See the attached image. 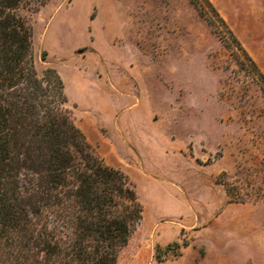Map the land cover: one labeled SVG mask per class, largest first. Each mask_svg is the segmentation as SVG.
Instances as JSON below:
<instances>
[{
  "label": "rangeland",
  "instance_id": "374dc122",
  "mask_svg": "<svg viewBox=\"0 0 264 264\" xmlns=\"http://www.w3.org/2000/svg\"><path fill=\"white\" fill-rule=\"evenodd\" d=\"M17 14L45 92L53 68L143 207L117 264H264V84L229 33L264 75V0H26Z\"/></svg>",
  "mask_w": 264,
  "mask_h": 264
},
{
  "label": "trees",
  "instance_id": "16d2710c",
  "mask_svg": "<svg viewBox=\"0 0 264 264\" xmlns=\"http://www.w3.org/2000/svg\"><path fill=\"white\" fill-rule=\"evenodd\" d=\"M25 1L0 0V88L26 85L18 103L0 101V264H117L143 207L126 176L97 157L72 122L53 68L42 77L53 95L45 92L32 26L17 14Z\"/></svg>",
  "mask_w": 264,
  "mask_h": 264
}]
</instances>
